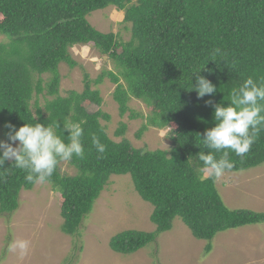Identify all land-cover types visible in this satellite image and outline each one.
Returning <instances> with one entry per match:
<instances>
[{
  "label": "trees",
  "instance_id": "16d2710c",
  "mask_svg": "<svg viewBox=\"0 0 264 264\" xmlns=\"http://www.w3.org/2000/svg\"><path fill=\"white\" fill-rule=\"evenodd\" d=\"M110 7L123 13L129 39L90 24L92 13ZM89 44L109 57L114 69H105L96 80L85 73L83 91L62 96L61 66L77 68L71 50ZM204 67L200 74L218 91L198 99L190 91L196 79L192 73ZM249 76L264 78V0H0V138L11 142L4 127L9 121L17 130L25 123L58 122L60 131L66 119L84 121V158L60 161L46 183L60 192L62 232L73 238L81 235L79 229L111 178L129 175L138 195L153 206L156 230L113 236L110 248L123 256L135 255L171 232L177 219L195 239L207 243L203 258L212 253L219 234L264 224V212L230 209L219 179L198 159L201 151H208L199 136L215 125V105ZM106 78L116 86L113 100L121 118L129 114L131 122L141 125L136 140L152 130H167L169 150L133 147L125 138L129 126L124 122L115 133L121 141L109 136L101 120L108 122L110 115L89 111L102 106L97 86ZM132 100L150 112L133 110ZM208 100L212 103L206 104ZM92 135L106 146L105 153H97ZM230 159L234 167L225 173L264 166V131L244 157L230 152ZM13 162L0 168V217L16 213L21 193L36 185L27 182V173ZM61 162H68L77 174L63 176Z\"/></svg>",
  "mask_w": 264,
  "mask_h": 264
},
{
  "label": "rangeland",
  "instance_id": "374dc122",
  "mask_svg": "<svg viewBox=\"0 0 264 264\" xmlns=\"http://www.w3.org/2000/svg\"><path fill=\"white\" fill-rule=\"evenodd\" d=\"M137 1L132 0V4ZM123 19V13L113 7L94 12L88 17L90 24L98 31L118 33L127 40L130 32L124 29ZM71 53L79 66L74 70L66 65L61 66L62 96L71 90L81 93L85 73L96 80L105 69H114L110 58L100 55L92 44L76 46ZM97 88L103 104L100 107L94 105L89 111L102 110L110 115L108 122L101 120V123L107 126L113 140H122L116 138L115 133L120 123L124 122L129 126L125 138L133 147L143 145L151 150L171 148L167 130H152L144 134L142 140H136L135 133L141 125L131 122L129 114L121 118L118 105L113 100L116 86L106 78ZM130 107L144 114L150 112L140 101L132 100ZM0 141L6 140L0 138ZM18 144L16 141L13 146ZM59 171L63 176L77 174V170L68 162H61ZM218 188L230 209L264 212V166L238 173H224L219 179ZM60 202V192L49 183L36 184L33 190L21 193L19 210L0 217V264H264V224L219 234L213 241L212 253L206 258H203V251L207 243L195 239L180 219L175 221L171 232L160 235L156 242L135 255L127 257L113 252L110 240L120 232L156 230L151 221L153 206L138 195L129 175L111 178L93 212L79 229L80 236L71 238L63 234ZM13 239L30 241L26 256L22 257L19 251H7ZM156 256L158 259H153Z\"/></svg>",
  "mask_w": 264,
  "mask_h": 264
},
{
  "label": "clouds",
  "instance_id": "9594fccd",
  "mask_svg": "<svg viewBox=\"0 0 264 264\" xmlns=\"http://www.w3.org/2000/svg\"><path fill=\"white\" fill-rule=\"evenodd\" d=\"M216 51L219 52V49ZM204 70L206 67L194 69L192 73L196 79L190 91H195L198 99L218 91L210 79L200 74ZM205 103L211 104L212 101ZM214 121L215 125L207 128L202 138L199 136L208 151H201L198 159L203 162L204 170L218 180L234 167L230 152L244 157L264 131V78L257 80L249 76L241 85L230 89L224 100L215 105ZM83 123L82 120L66 119L60 131L58 122L47 125L39 122L25 123L18 130L10 121L6 122L4 127L10 130L6 135L12 143L0 141V149H3L0 168H3L6 161L12 160V166L27 173L25 180L30 184L48 182L60 161H69L73 156L84 158ZM64 132L69 135L64 136ZM16 141L19 144L13 146ZM91 143L98 154L105 153L106 146L96 135H92ZM216 154H219V158ZM29 247L30 241L13 239L7 251H19L23 257L28 254Z\"/></svg>",
  "mask_w": 264,
  "mask_h": 264
}]
</instances>
